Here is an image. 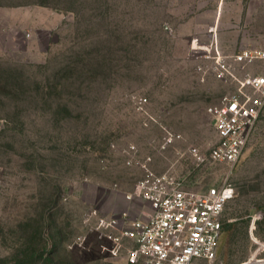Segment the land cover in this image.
<instances>
[{
  "label": "rangeland",
  "instance_id": "1",
  "mask_svg": "<svg viewBox=\"0 0 264 264\" xmlns=\"http://www.w3.org/2000/svg\"><path fill=\"white\" fill-rule=\"evenodd\" d=\"M194 3L0 0V264H130L95 222L148 210L127 198L144 176L131 157L186 189L231 183L217 263L264 245V109L233 166L208 159L207 108L237 84L211 58L231 54L189 31Z\"/></svg>",
  "mask_w": 264,
  "mask_h": 264
},
{
  "label": "built area",
  "instance_id": "2",
  "mask_svg": "<svg viewBox=\"0 0 264 264\" xmlns=\"http://www.w3.org/2000/svg\"><path fill=\"white\" fill-rule=\"evenodd\" d=\"M213 51L211 58L218 77L235 81L237 88L207 108L215 132L207 156L211 161L233 166L264 109V47L243 48L229 57H223L216 47ZM232 65L246 70V74L237 77ZM177 138L179 134L166 131L164 145ZM188 154L196 163L205 160L197 147H189ZM149 161L150 157L142 161L131 157L127 162H134L144 173L127 198L140 199L148 210L131 221L125 211L97 216L95 230L101 231L107 242L103 250L111 257L123 256L130 264H219L216 260L221 215L234 196L231 183L203 190L186 189L169 173L155 174L149 170ZM262 250L264 245H259L249 257L234 264H264Z\"/></svg>",
  "mask_w": 264,
  "mask_h": 264
},
{
  "label": "crops",
  "instance_id": "3",
  "mask_svg": "<svg viewBox=\"0 0 264 264\" xmlns=\"http://www.w3.org/2000/svg\"><path fill=\"white\" fill-rule=\"evenodd\" d=\"M190 32L215 40L223 53L264 47V0H195ZM214 45V43H213Z\"/></svg>",
  "mask_w": 264,
  "mask_h": 264
}]
</instances>
